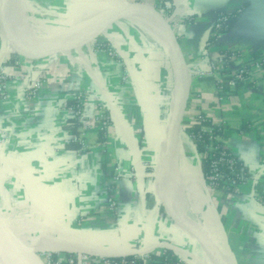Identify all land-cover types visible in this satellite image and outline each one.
Instances as JSON below:
<instances>
[{
  "label": "crops",
  "instance_id": "0c3cea01",
  "mask_svg": "<svg viewBox=\"0 0 264 264\" xmlns=\"http://www.w3.org/2000/svg\"><path fill=\"white\" fill-rule=\"evenodd\" d=\"M35 1L68 20L99 14L116 3ZM170 2L168 18L191 77L177 160L186 214L236 264H264V72H253L248 85L225 95L214 80L198 75L224 50L264 53V28L251 27L243 18L247 0ZM234 10H241L239 20L211 43L217 16ZM122 30L107 32L104 48L90 42L48 62H27L1 46L0 74L6 80L0 96V138L5 136L0 208L12 215L24 236L57 254L151 249L149 254L160 255L171 250L178 254L173 264H198L194 257L205 260L204 251L164 211L154 184L170 109L169 56L159 39L162 45L152 47L139 40L138 32L129 39ZM75 93L88 119L108 116L106 130H92L80 139L66 130L73 116L66 104ZM199 115L221 128L222 144L248 173L235 190L209 187L204 179L202 154L188 132ZM74 141L80 148L67 147ZM161 242L171 248L160 247Z\"/></svg>",
  "mask_w": 264,
  "mask_h": 264
},
{
  "label": "water",
  "instance_id": "95a60500",
  "mask_svg": "<svg viewBox=\"0 0 264 264\" xmlns=\"http://www.w3.org/2000/svg\"><path fill=\"white\" fill-rule=\"evenodd\" d=\"M249 2L248 9L243 13V18L247 20L251 27L264 28V0H247ZM25 4V1L23 0ZM7 6V0H0V24L2 41L4 46L15 56L27 61L37 62L45 60L48 56H57V54H64L74 49L80 48L90 42L95 41L102 36L108 28L119 21L121 18H125L128 14L139 13L150 17L155 23L161 28L165 47L168 52L169 61L172 70V79L175 78L177 81V96L173 104L171 113L168 115V127L166 133L162 139L161 147L154 164L153 176L154 184L161 200L164 211L170 215L175 221H177L181 227H183L189 235L196 241L206 255V259L202 260L198 257H194L198 264H208L209 255H214L223 264H236L231 256L216 243L200 225L189 217L185 212L181 211L174 203L173 199L167 194L164 182H163V165L164 160L167 158L177 142L181 132V125L184 118L187 102L190 94L191 77L189 75L186 60L183 54L181 44L179 42L177 33L170 20L160 12L153 4L142 3V2H127L119 0L111 7L107 8L103 13L104 16L101 21L88 33H86L78 43L71 46H64L55 48L50 43H44L45 45L36 44L30 42L29 44L24 43L21 40H17L10 33L8 28L3 23L4 12ZM239 20V17L237 18ZM33 44V48H28L27 45ZM174 80V79H173ZM172 83V92H173ZM170 112V109H169ZM3 219L0 216V220ZM17 237V236H16ZM163 248H171L167 242H161L159 244ZM151 249H144L141 251H134L126 255H141L150 253ZM0 264H18L13 259H3ZM43 264V263H42Z\"/></svg>",
  "mask_w": 264,
  "mask_h": 264
},
{
  "label": "bare ground",
  "instance_id": "6f19581e",
  "mask_svg": "<svg viewBox=\"0 0 264 264\" xmlns=\"http://www.w3.org/2000/svg\"><path fill=\"white\" fill-rule=\"evenodd\" d=\"M27 3V2H26ZM4 24L10 31V33L14 36L15 39L21 40L26 44L30 42H34L33 44L45 45L46 43L52 42L51 45H54L55 48H60L64 46H71L80 41V39L88 33L91 29H93L103 18L104 13L101 12L94 16H90L88 20L83 21L80 24L73 25L65 31H62L57 34V30H53V28L46 29V33L48 35L47 38H40L38 36V31L40 28L35 25L33 22L29 21V15L27 11V6L23 3V0H7V6L4 12ZM126 17L129 19H135L138 21L140 26L145 28L151 35L159 39L162 43L165 44L164 35L161 28L154 22L150 17L139 14V13H131ZM44 28V27H43ZM59 30V29H58ZM45 32V31H44ZM44 35V34H43ZM105 35V33H104ZM54 36L53 40H49V37ZM45 43V44H44ZM27 45L28 48H33L32 45ZM83 47V46H82ZM173 92L170 96V112L172 110V106L176 100L177 96V81L173 78ZM168 127V121L164 126V132L166 133ZM180 136L177 142L174 144L173 149L171 150L169 156L165 158L163 165V182L164 187L167 194L173 199L174 203L177 207L186 213L184 208V194L183 189L179 185V170L177 168V160L178 155L181 149L180 146ZM0 230L3 233L4 241L6 244L9 243V240L12 238L9 228L3 219L0 220ZM6 244H2L0 241V262L3 259H13L18 264H27L25 261L16 258L13 256L9 248L6 247ZM9 246V244L7 245ZM208 264H223L220 260L217 259L214 255H209Z\"/></svg>",
  "mask_w": 264,
  "mask_h": 264
},
{
  "label": "built area",
  "instance_id": "2783aa9c",
  "mask_svg": "<svg viewBox=\"0 0 264 264\" xmlns=\"http://www.w3.org/2000/svg\"><path fill=\"white\" fill-rule=\"evenodd\" d=\"M153 5L168 18L167 11L169 9V5L165 4L163 0H154ZM226 21H227L226 14H220L217 16L216 21L213 25V32H212L213 36L219 38L224 34L223 32L220 31L225 28ZM229 51L231 53L230 56H225L220 54L217 61L211 63L207 68V70L198 72V75L200 77H212L215 81V85L218 92L222 91L223 89L220 67L226 64L230 59H232L234 52L236 51L240 52L235 49H229ZM109 52L111 53V51ZM255 71L264 72V57L258 62H256L251 69H246L245 66H239L234 68V70L232 71L231 79L226 83L227 87L232 89L233 87H235V83L237 81H245L246 77H250L251 74ZM5 80H6L5 76L0 74V94L3 93V90L5 88ZM76 99H77L76 100L77 105L75 107H69L68 109L72 112L73 115L78 116L80 122L78 131L80 133V136H84L95 129L106 130L109 124L108 116L105 114H100L96 119V121H91L83 114L84 111H83L82 97L79 96ZM203 131L209 134V143L206 146V150L208 152H211L214 151L215 149H218L219 146H214V142L217 141V137L214 135L213 130L211 128L204 127ZM80 136L77 138L80 139ZM225 149L226 148L224 147V145L221 146V150L218 156L211 160L210 171L208 175L205 176L204 179L209 185V187H217L219 183H223L224 185H226V187L231 188V190H235L236 187L240 184L239 180L242 179V177L236 171V162H240V161L231 152H227ZM224 166L228 170L227 174H224L222 172L221 168ZM115 179H117V174L115 176ZM110 206L111 209H113L115 207V203L110 202ZM46 250H48V252L51 253L56 252L53 249L51 250L46 249ZM71 254L72 257L68 258L67 264H102L104 263L105 259L108 257L121 256V254L118 253H113V254L111 253L108 255L102 253H96L92 255L85 253L84 254L71 253ZM138 256L143 261V263L141 264H149V253L141 254Z\"/></svg>",
  "mask_w": 264,
  "mask_h": 264
},
{
  "label": "trees",
  "instance_id": "16d2710c",
  "mask_svg": "<svg viewBox=\"0 0 264 264\" xmlns=\"http://www.w3.org/2000/svg\"><path fill=\"white\" fill-rule=\"evenodd\" d=\"M163 2L167 5H169V9L167 11L170 13L171 11V2L170 0H163ZM241 13V10H234L229 13H221L226 14L227 21L225 28L221 30L220 32L226 33L236 22L237 18L239 17ZM220 15V14H219ZM216 39V36H211L209 41L213 43ZM100 43V42H98ZM107 45V43H105ZM108 50H112L110 46L107 47ZM222 55L230 56L231 53L229 50H224L221 52ZM264 57L263 52H249L247 54H243L240 52H234V55L232 56V59H230L226 64L222 65L220 67V74L222 76V91L219 92L220 95L225 94H233L235 93L239 88L243 87L244 85H248L251 81L250 77H246L245 81H237L235 83V87L232 89L227 87L226 83L231 79L232 71L234 68L239 66H245L246 69H251L256 62L261 60ZM210 78L211 80H214L212 77H205ZM215 82V81H214ZM68 107H75L77 105V101L75 99H69L66 104ZM80 126V122L77 115H73L70 117L65 124L66 130H68L71 134L76 135L77 137L80 136V133L78 132V128ZM204 127L211 128L214 132V135L217 137V141L214 142V146H219L218 149H215L214 151L208 152L206 150V146L209 143V134L203 131ZM189 136L193 140V143L195 144L196 150L202 154V170L204 174V178L206 175H208L210 171V164L211 160L218 156L221 146H223L221 142V128L216 127L213 125V123L207 119L203 115H199L194 120L193 124L189 128ZM68 148H74L78 149L80 148V143L78 141L69 142L67 144ZM227 152H230L229 150L225 149ZM222 172L224 174L228 173L227 168L224 166L221 168ZM236 171L239 173V175L242 177L241 180H239V183H242L248 176V173L246 169L242 166L240 162H236ZM217 187H222L226 191H230L231 188L226 187L223 183H219ZM35 255H32V258L29 260H25L27 264L33 263ZM69 257H72L71 253L61 252L59 254L52 253L50 256L51 264H67V260ZM178 261V254L167 250L163 254L156 255V254H149V264H173ZM143 263L142 259L139 258L138 255H126V256H117V257H108L105 259L104 263L102 264H141Z\"/></svg>",
  "mask_w": 264,
  "mask_h": 264
},
{
  "label": "rangeland",
  "instance_id": "374dc122",
  "mask_svg": "<svg viewBox=\"0 0 264 264\" xmlns=\"http://www.w3.org/2000/svg\"><path fill=\"white\" fill-rule=\"evenodd\" d=\"M25 1V5L27 6V11H28V15H29V21L33 22L35 25L42 27L39 29L38 31V36L40 38H47L48 35L46 33V29H52L53 30H57V34L67 30L68 28L72 27L73 25H77L82 23L85 20L90 19L92 16L96 15H92L90 18L86 17V18H81L79 16L78 17H72L70 18V20L65 19V14L61 13V12H52V11H44L42 5L40 2H37L35 0H24ZM117 2V0H114ZM27 2V3H26ZM69 17V16H68ZM64 18V19H63ZM44 27V28H43ZM118 27H122L124 30L123 31V37L124 38H129V39H134V35L138 32L139 35V40H143L151 45L152 47L155 46H160L162 45L161 42H159V40L157 39V41L155 39H153V36L147 31L145 30V28H143L142 26H140V24L138 23V21H136L135 19H129V17H125V18H121L119 21L115 22L114 24H112L108 30L106 31L105 35L108 34L107 32L110 33V30H117ZM59 29V30H58ZM45 31V32H44ZM136 32V33H134ZM44 34V35H43ZM133 36H132V35ZM105 35L103 34L102 36H100L98 39H96L95 41H93V45L96 44L99 45V47L104 48V46L106 45L104 41H106L107 38H105ZM49 40H53L54 36L49 37ZM102 41V42H101ZM100 42V43H98ZM112 43V42H111ZM143 43V41L141 42ZM1 46H4L3 41H2V33H1V24H0V48ZM165 51H167V49L164 47ZM1 50V49H0ZM111 50V49H110ZM81 51V50H78ZM113 53V52H112ZM168 53V52H167ZM63 55L62 53L57 54V56H48L45 57V61H51V59H54L55 57H59V56ZM39 62V61H37ZM36 63V62H33ZM172 90H169V97L171 96ZM29 94H32V91H29ZM2 94H0L1 96ZM81 96L79 93H75L72 96V99L77 100L76 98ZM169 107H170V103H169ZM69 108V107H68ZM83 114L86 116L85 112H83ZM168 113L166 114V120L168 119ZM87 117V116H86ZM183 129V127H182ZM82 137V136H80ZM5 142V136H3L2 138H0V144ZM16 213H13L14 216H16L18 213V211H15ZM11 213V211H10ZM0 216L4 219V222L6 223L7 227L11 229L12 227V231H10V234L12 236V238L9 240V246H7L8 244L5 243V239L3 237V233L0 230V241L2 242V244H6L5 246L9 248L10 253L15 256L18 259H21L23 261L25 260H29L32 258V255L34 254V260L33 262H35V264H37L36 262H39V260L41 261V263L43 264H51V252H48V250L46 249H50L49 247H46L44 245H41L38 241H33V237H26L22 234L21 230H19L16 225V221L14 220V218L12 217V215H9V212H6V209H3L2 207L0 208ZM17 236V237H16ZM51 250V249H50ZM33 252V253H32ZM50 254V256H49ZM40 263V262H39Z\"/></svg>",
  "mask_w": 264,
  "mask_h": 264
}]
</instances>
